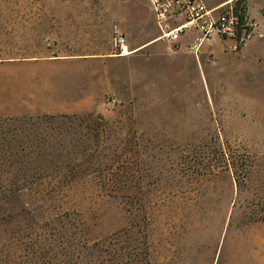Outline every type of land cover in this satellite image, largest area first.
Listing matches in <instances>:
<instances>
[{
  "label": "rangeland",
  "instance_id": "obj_1",
  "mask_svg": "<svg viewBox=\"0 0 264 264\" xmlns=\"http://www.w3.org/2000/svg\"><path fill=\"white\" fill-rule=\"evenodd\" d=\"M116 27L159 32L148 0H0V149L45 151L6 159L45 184L0 264H264V31L119 57Z\"/></svg>",
  "mask_w": 264,
  "mask_h": 264
},
{
  "label": "built area",
  "instance_id": "obj_2",
  "mask_svg": "<svg viewBox=\"0 0 264 264\" xmlns=\"http://www.w3.org/2000/svg\"><path fill=\"white\" fill-rule=\"evenodd\" d=\"M159 29L158 39L179 49L189 39L187 49L199 55L204 44L217 39L244 44L253 36H262L264 24L250 16L245 1L226 0L210 5L206 0H148ZM116 56L130 55L126 35L116 27L113 32ZM112 103L116 99L111 100Z\"/></svg>",
  "mask_w": 264,
  "mask_h": 264
},
{
  "label": "trees",
  "instance_id": "obj_3",
  "mask_svg": "<svg viewBox=\"0 0 264 264\" xmlns=\"http://www.w3.org/2000/svg\"><path fill=\"white\" fill-rule=\"evenodd\" d=\"M60 116L62 118H67V119L77 117V115H67V114H63ZM23 149L24 148L20 150L0 149V224L6 227H10L11 225H13L12 223L21 222V220H19L20 218L26 219L24 214L28 212V208H27L28 202L23 201V195H26L27 193L36 192L35 190L37 189L38 185L45 184L41 180L39 181L30 180L29 176L31 175V173L27 175L25 172H22L21 174L23 176L21 177L19 173L21 172L22 167L18 165L20 160L19 161L15 160L11 163H9V161L6 160L8 157L16 158L19 157L21 154L27 155L32 152L43 156L45 155V151L39 150L38 152H36L31 150L25 152ZM52 153L53 152H51L50 154ZM26 166L28 167L31 166V163H29V165ZM72 169L71 170L69 169V165H65V166L63 165L62 168L59 170V173L66 178L67 175L76 174L78 172L80 173V172L91 171L93 173L96 172V169L99 170V168L96 169L92 168L88 164L82 167L81 163L77 164L76 167ZM9 172L14 173L13 178H9L5 175ZM69 182H70L69 180H60L58 182H55L52 188L60 191L62 187L67 185ZM53 189L51 190L54 191ZM45 191L46 193L47 192L53 193L48 189ZM45 191L41 193H45Z\"/></svg>",
  "mask_w": 264,
  "mask_h": 264
},
{
  "label": "crops",
  "instance_id": "obj_4",
  "mask_svg": "<svg viewBox=\"0 0 264 264\" xmlns=\"http://www.w3.org/2000/svg\"><path fill=\"white\" fill-rule=\"evenodd\" d=\"M226 0H219V1H216L214 3V5L216 4H219L221 2H224ZM254 0H249V6H248V10H249V13L251 15L252 18H254L256 21L260 22L261 24L263 23L264 24V14H263V11H264V4L263 5H259V6H255L254 5ZM212 5V4H210ZM135 17V16H134ZM133 22V25L134 27L133 28H136L137 25H141L142 22ZM132 29V28H131ZM129 29L126 34H127V40H128V45H129V48L131 50H134L130 55L134 54L136 55L135 53H137L139 50H146L149 46L148 45H154L155 43H160L157 47V50H167L170 54H172L173 56H180V55H184L186 52H189L191 53L190 50L187 49V42L189 41V39H184L182 41V45L180 46L179 49H176V48H173L171 46L170 43L166 42V41H163V40H160L158 39V36H159V32L156 33V34H149L147 35L146 38H144L143 40H137V39H132L130 37V33L129 31L131 30ZM121 31V30H120ZM90 50H102L101 48L99 47H91L89 48ZM31 50H35L34 48H31ZM58 50H87L86 48L83 49V48H80V47H75V48H68V47H62V48H59ZM112 50L113 47H112ZM129 56V55H127ZM122 57H126V56H122ZM134 56H130L128 58H133Z\"/></svg>",
  "mask_w": 264,
  "mask_h": 264
}]
</instances>
